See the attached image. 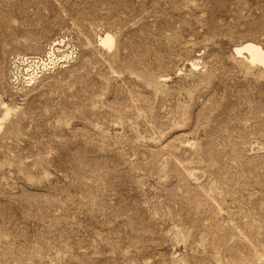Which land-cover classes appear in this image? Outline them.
I'll use <instances>...</instances> for the list:
<instances>
[{"label": "rangeland", "instance_id": "1", "mask_svg": "<svg viewBox=\"0 0 264 264\" xmlns=\"http://www.w3.org/2000/svg\"><path fill=\"white\" fill-rule=\"evenodd\" d=\"M57 41L73 60L13 88ZM249 42L264 0H0V264H264Z\"/></svg>", "mask_w": 264, "mask_h": 264}, {"label": "built area", "instance_id": "2", "mask_svg": "<svg viewBox=\"0 0 264 264\" xmlns=\"http://www.w3.org/2000/svg\"><path fill=\"white\" fill-rule=\"evenodd\" d=\"M62 46L60 48L62 49ZM54 59H48L44 53L36 55L14 54L9 58L11 71V86L16 90L28 89L38 82L44 76L50 75L61 67L72 61L61 54ZM68 54H71L70 52Z\"/></svg>", "mask_w": 264, "mask_h": 264}, {"label": "bare ground", "instance_id": "3", "mask_svg": "<svg viewBox=\"0 0 264 264\" xmlns=\"http://www.w3.org/2000/svg\"><path fill=\"white\" fill-rule=\"evenodd\" d=\"M102 43L104 45H106V46H111V39L106 36V38H104ZM61 45L59 44L58 41L52 43L51 46L47 47V51L44 53V55L50 60L56 59L60 55L58 53L57 48H59ZM54 49H56V54L55 55L53 54V50ZM236 51H237L238 54H242L243 52H246L248 54V57H249V60H250L251 63L259 64L261 66H264V50L260 46H258L257 44L251 43V42L245 43L240 48H238ZM66 57H69L68 59H70V60H71V57H72V60H73V55L72 54H70V55L68 54ZM63 67H61V68H63ZM10 75H11V71H10ZM10 80H11V77H10ZM10 84H11V82H10ZM0 105L3 106V107L1 106L2 109L4 108V111H3L4 115L2 117L3 120H7V119L11 118L12 115H16V114H18V112H20V109H19L20 107L18 108L15 105H9V104L6 105V103L5 104L2 103ZM3 122L0 119V130L3 127L2 126Z\"/></svg>", "mask_w": 264, "mask_h": 264}]
</instances>
